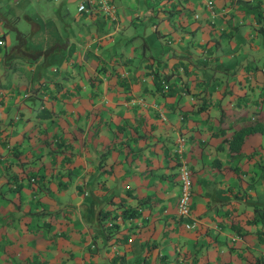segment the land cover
Wrapping results in <instances>:
<instances>
[{
	"label": "crops",
	"instance_id": "crops-1",
	"mask_svg": "<svg viewBox=\"0 0 264 264\" xmlns=\"http://www.w3.org/2000/svg\"><path fill=\"white\" fill-rule=\"evenodd\" d=\"M113 3L114 21L81 14V42H50L46 21L42 42L18 31L7 49L0 34V264H264V134L235 157L221 142L264 120V0H157L145 14L167 48L136 74L103 57L123 29ZM179 160L192 191L178 223ZM126 206L102 233L97 212Z\"/></svg>",
	"mask_w": 264,
	"mask_h": 264
},
{
	"label": "rangeland",
	"instance_id": "rangeland-1",
	"mask_svg": "<svg viewBox=\"0 0 264 264\" xmlns=\"http://www.w3.org/2000/svg\"><path fill=\"white\" fill-rule=\"evenodd\" d=\"M64 1L65 0H0V17H2L0 18V34L3 31L5 32L7 42H9L7 49L10 48L14 42H18V31L26 33L24 38L25 42H31L36 39L40 40V38V42H42V36L44 35L43 26L45 21L47 26H50L47 27L45 31L50 42H81L86 35L92 33L94 30V25L85 19L81 13L76 12L72 0H67L65 5ZM68 1L69 3L67 4ZM115 2L118 11L122 16L120 24L123 25V29L110 37L101 36L103 37L101 42L104 44L103 57L107 62L116 59L118 63L123 62L126 57H129V60L126 61L125 64H128L130 71L132 70V73L136 74L144 67L146 62L151 60V56L161 60L162 52L167 48L165 45L166 42L163 41V38L161 37L162 41H160V39L157 38L155 32L152 31V28H150V26L154 23L156 25L157 16L154 14H145L146 9H155L157 0H115ZM30 19L33 20L32 23L36 22L40 24L39 29H36L37 36H34L33 38L30 35V30L32 27V24L29 21ZM96 21L98 23V35L102 34V29H111V26L101 20V18ZM64 22L67 23V27ZM90 28H92V31H90ZM158 28H162L161 23L158 25ZM67 38L69 39L67 40ZM161 47L163 48L162 51L160 50ZM4 60L7 61L6 63H8V58ZM27 60L31 61V63L34 62V60L29 57L23 62L24 66L26 67L25 71L29 73L30 62ZM4 64L5 63L0 60V65ZM47 66L49 65H46L45 67ZM81 67L83 69H87L85 65H81ZM160 79L162 80V78ZM34 80L35 78L33 81ZM255 136L258 137L259 133H257ZM182 161L183 160L177 161L176 166ZM36 180L40 181L39 178ZM47 193L50 194V192ZM69 193L70 192L67 191V195ZM111 199L112 197H109V200ZM123 208L126 209L130 207L126 206ZM121 209L122 207L119 210ZM105 210L107 211V215L104 216L106 217L104 224L105 229L107 230L106 234L109 235L110 231L112 230L111 227L116 223L112 220L114 219L112 216L116 214L117 211L110 213L109 209H104L103 211ZM133 210L137 209L134 208ZM42 213L45 212L42 211ZM169 215L173 217L175 222L177 221L179 223L180 217L177 216L175 204ZM40 217L42 216L40 215ZM38 223V228H36L37 232L43 233L44 235L45 233H47V235L52 234V232L49 234L48 228L44 229L40 220ZM101 231L102 233H105V231ZM184 231L185 230L179 227V232L183 233ZM177 254H179V251ZM181 260L184 262L182 257Z\"/></svg>",
	"mask_w": 264,
	"mask_h": 264
},
{
	"label": "built area",
	"instance_id": "built-area-1",
	"mask_svg": "<svg viewBox=\"0 0 264 264\" xmlns=\"http://www.w3.org/2000/svg\"><path fill=\"white\" fill-rule=\"evenodd\" d=\"M74 6L77 13L85 15H106L110 21L115 20V5L113 0H74ZM131 102L132 104H141V100L139 98L133 99ZM14 118L16 119L17 115H15ZM176 179L178 192L175 205L177 216L180 217L182 221L183 217L189 213L192 191L191 171L188 164L183 161L176 166ZM183 226L185 228H191L193 226V222H184Z\"/></svg>",
	"mask_w": 264,
	"mask_h": 264
},
{
	"label": "trees",
	"instance_id": "trees-1",
	"mask_svg": "<svg viewBox=\"0 0 264 264\" xmlns=\"http://www.w3.org/2000/svg\"><path fill=\"white\" fill-rule=\"evenodd\" d=\"M94 15V14H93ZM154 66H151V68H153ZM155 81H159V85L160 86H166L167 84L164 83V80L160 79L159 77L155 78ZM157 85V84H156ZM252 133H262L264 134V120H262L261 118H257L256 116L252 117L251 119H249L246 123L237 126L236 128H234L231 133L227 136H224L221 139V142L227 146V156L228 157H235L239 154L240 152V145L242 144L244 138L246 136H248L249 134ZM36 174V173H34ZM31 177V181H35L36 180V176H29ZM133 208H126L124 209L122 207L121 210H119L116 214H114L112 216V218L116 219V217H118V215L121 216H131L133 215V213L135 212V210H133ZM107 211H103L101 212L100 210L97 212V219H102V217L106 216ZM261 215H263V213H261ZM105 222H101V230L105 231V233H107V230L105 229ZM142 249L144 251L143 257H145L147 255V250H148V246L147 244L145 245L144 243L142 244ZM202 264H208L207 262H202Z\"/></svg>",
	"mask_w": 264,
	"mask_h": 264
}]
</instances>
